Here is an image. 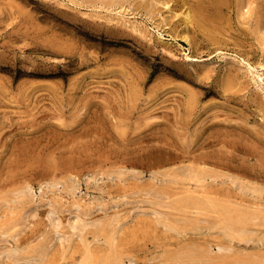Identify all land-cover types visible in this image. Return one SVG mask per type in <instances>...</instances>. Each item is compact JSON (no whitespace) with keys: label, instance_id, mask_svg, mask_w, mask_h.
I'll return each mask as SVG.
<instances>
[{"label":"rangeland","instance_id":"1","mask_svg":"<svg viewBox=\"0 0 264 264\" xmlns=\"http://www.w3.org/2000/svg\"><path fill=\"white\" fill-rule=\"evenodd\" d=\"M192 247L264 264V0H0V264Z\"/></svg>","mask_w":264,"mask_h":264},{"label":"bare ground","instance_id":"2","mask_svg":"<svg viewBox=\"0 0 264 264\" xmlns=\"http://www.w3.org/2000/svg\"><path fill=\"white\" fill-rule=\"evenodd\" d=\"M215 1L218 2V0ZM222 253L223 251L221 249H218V251L215 253L211 248L202 249L200 247H192L189 250H185L179 254H175L173 258L176 260L178 264H194L197 261L202 263H213L214 261H216V259L222 256ZM79 264H89V263L86 260H83Z\"/></svg>","mask_w":264,"mask_h":264}]
</instances>
